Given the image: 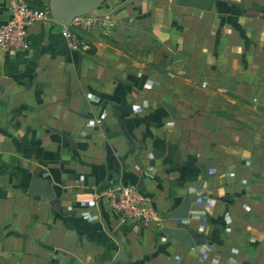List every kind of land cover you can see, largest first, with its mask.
<instances>
[{
  "label": "crops",
  "instance_id": "obj_1",
  "mask_svg": "<svg viewBox=\"0 0 264 264\" xmlns=\"http://www.w3.org/2000/svg\"><path fill=\"white\" fill-rule=\"evenodd\" d=\"M127 1L91 13L115 27L79 31L87 48L49 20L0 51V264H264V0ZM115 183L160 231L120 220Z\"/></svg>",
  "mask_w": 264,
  "mask_h": 264
},
{
  "label": "built area",
  "instance_id": "obj_2",
  "mask_svg": "<svg viewBox=\"0 0 264 264\" xmlns=\"http://www.w3.org/2000/svg\"><path fill=\"white\" fill-rule=\"evenodd\" d=\"M8 20L0 25V51L19 52L27 47L28 28L38 21L51 20L48 10L37 9V0H7ZM115 27L114 21L105 15H87L73 20L61 33L72 49L87 48L86 40L79 31L99 32L107 36ZM90 97V96H89ZM100 124L101 121L97 120ZM107 205L119 214L122 222H135L156 230L162 227V217L152 207L149 196L134 186L115 183L102 190ZM86 206L94 207V202Z\"/></svg>",
  "mask_w": 264,
  "mask_h": 264
},
{
  "label": "water",
  "instance_id": "obj_3",
  "mask_svg": "<svg viewBox=\"0 0 264 264\" xmlns=\"http://www.w3.org/2000/svg\"><path fill=\"white\" fill-rule=\"evenodd\" d=\"M104 0H49L48 13L51 20L60 26L68 27L73 20L79 17L87 16L95 11L101 2ZM132 0H128L119 8L125 7ZM126 186V184H124ZM140 190V188H138ZM50 191L47 183L42 180L33 178L30 184L29 194L31 195H46ZM189 208L188 197L184 200L181 206L170 213L167 219H184L186 218ZM162 232L179 242L182 246L183 255H185L191 245V239L188 233L183 229L164 228Z\"/></svg>",
  "mask_w": 264,
  "mask_h": 264
},
{
  "label": "trees",
  "instance_id": "obj_4",
  "mask_svg": "<svg viewBox=\"0 0 264 264\" xmlns=\"http://www.w3.org/2000/svg\"><path fill=\"white\" fill-rule=\"evenodd\" d=\"M36 8L38 9H43L42 5H41V2L39 0L36 1L35 5H34ZM111 185V184H110ZM109 186V185H108ZM104 189V188H103Z\"/></svg>",
  "mask_w": 264,
  "mask_h": 264
}]
</instances>
